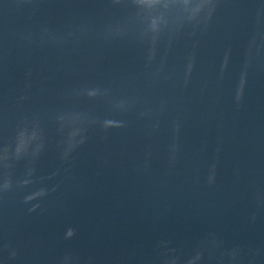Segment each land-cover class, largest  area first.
Here are the masks:
<instances>
[{"label": "water", "instance_id": "water-1", "mask_svg": "<svg viewBox=\"0 0 264 264\" xmlns=\"http://www.w3.org/2000/svg\"><path fill=\"white\" fill-rule=\"evenodd\" d=\"M0 264H264V0H0Z\"/></svg>", "mask_w": 264, "mask_h": 264}]
</instances>
